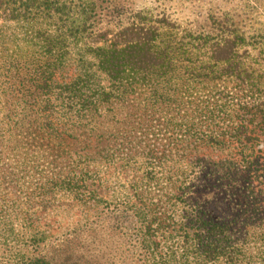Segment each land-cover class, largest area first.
<instances>
[{
	"label": "trees",
	"instance_id": "trees-1",
	"mask_svg": "<svg viewBox=\"0 0 264 264\" xmlns=\"http://www.w3.org/2000/svg\"><path fill=\"white\" fill-rule=\"evenodd\" d=\"M126 9L0 0V146H36L64 164L57 176H98L124 152L145 155L152 171L155 154L137 149L158 115L175 133L161 153L176 169L164 162L161 177L147 178L136 168L145 178L112 200L115 225H129L130 264H264V157L254 145L264 135V35L239 30L228 13L210 16L208 30L178 31ZM212 154L223 173L183 168ZM121 254L112 264H124Z\"/></svg>",
	"mask_w": 264,
	"mask_h": 264
},
{
	"label": "rangeland",
	"instance_id": "rangeland-1",
	"mask_svg": "<svg viewBox=\"0 0 264 264\" xmlns=\"http://www.w3.org/2000/svg\"><path fill=\"white\" fill-rule=\"evenodd\" d=\"M119 1L127 8L126 16L131 10H146L152 18L170 20L178 31L208 30L210 16L228 13L239 30L264 35V0ZM72 72L68 70L65 77L69 78ZM162 121L158 115L147 119L145 141L137 149L141 155L148 150L155 154L147 158L153 166L159 165L152 171L144 164L145 155L133 158L135 153L124 152L117 154L112 164L99 165L98 176H57L64 164H59L52 155L39 152L36 146L30 143L0 146V232L8 235L6 241L0 239V264H12L15 260L25 264L26 258H42V255L49 259V264H112L117 250H122L120 260L130 264L125 252L129 225L127 222L115 225L112 200L130 192L132 180L145 178L142 170L150 171L147 178H159L164 162L176 169L177 164L164 161L162 157L164 144L175 136ZM127 134L139 137L140 132ZM105 143L113 145V141ZM254 145L256 155L262 160L264 135ZM216 154L209 159L189 158V167L183 165V168H187V172L202 169L223 173L226 168L218 162L220 157ZM139 167L138 173L136 168ZM12 171L16 176L8 175ZM207 194L213 193L208 190ZM90 196L98 198L95 206L80 203L81 198ZM116 226L120 228L119 234Z\"/></svg>",
	"mask_w": 264,
	"mask_h": 264
}]
</instances>
